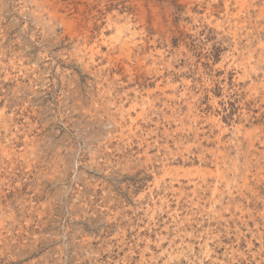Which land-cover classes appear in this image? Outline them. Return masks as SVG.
Returning a JSON list of instances; mask_svg holds the SVG:
<instances>
[{"label": "rangeland", "instance_id": "1", "mask_svg": "<svg viewBox=\"0 0 264 264\" xmlns=\"http://www.w3.org/2000/svg\"><path fill=\"white\" fill-rule=\"evenodd\" d=\"M0 264H264V0H0Z\"/></svg>", "mask_w": 264, "mask_h": 264}]
</instances>
